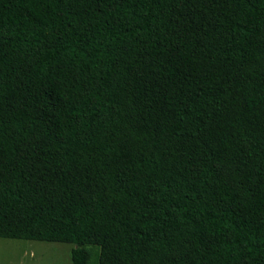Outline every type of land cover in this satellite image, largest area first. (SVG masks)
<instances>
[{
  "label": "trees",
  "instance_id": "1",
  "mask_svg": "<svg viewBox=\"0 0 264 264\" xmlns=\"http://www.w3.org/2000/svg\"><path fill=\"white\" fill-rule=\"evenodd\" d=\"M0 237L264 264V0H0Z\"/></svg>",
  "mask_w": 264,
  "mask_h": 264
},
{
  "label": "rangeland",
  "instance_id": "2",
  "mask_svg": "<svg viewBox=\"0 0 264 264\" xmlns=\"http://www.w3.org/2000/svg\"><path fill=\"white\" fill-rule=\"evenodd\" d=\"M67 242L0 237V264H73Z\"/></svg>",
  "mask_w": 264,
  "mask_h": 264
}]
</instances>
